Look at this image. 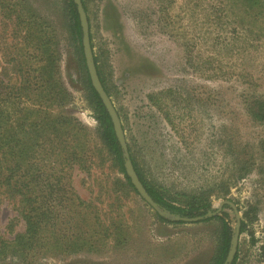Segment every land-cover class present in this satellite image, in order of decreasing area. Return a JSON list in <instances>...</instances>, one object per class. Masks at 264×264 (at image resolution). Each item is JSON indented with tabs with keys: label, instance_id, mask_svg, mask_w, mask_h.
Returning a JSON list of instances; mask_svg holds the SVG:
<instances>
[{
	"label": "rangeland",
	"instance_id": "374dc122",
	"mask_svg": "<svg viewBox=\"0 0 264 264\" xmlns=\"http://www.w3.org/2000/svg\"><path fill=\"white\" fill-rule=\"evenodd\" d=\"M68 1L0 0V95L15 98L0 137L14 139L30 181L13 195L0 187V238L24 230L21 192L53 216L64 210L40 223L34 249L0 264H211L222 221L236 227L225 202L238 214L234 264H264V33L245 30L253 11L232 0H83L134 170L176 205L214 212L183 223L127 184L100 137ZM63 197L79 200L76 212Z\"/></svg>",
	"mask_w": 264,
	"mask_h": 264
},
{
	"label": "trees",
	"instance_id": "16d2710c",
	"mask_svg": "<svg viewBox=\"0 0 264 264\" xmlns=\"http://www.w3.org/2000/svg\"><path fill=\"white\" fill-rule=\"evenodd\" d=\"M81 2L85 10L83 0H81ZM232 3L241 7L244 13H247L248 10L253 11L252 16L244 19L249 22L247 23V25H244L245 30L249 32L257 28L258 31L254 33V37L256 38V40H261V37L264 33V27H260V26L258 27L253 24L257 22L258 19H261L264 21V0H232ZM67 8H68V14L70 15V18L72 20V26H71L72 33L74 34V37L78 43L79 51L82 52V47H81L82 32H81V27H80L79 20H78V14H77L75 5L73 4L72 0L68 1ZM256 16L259 18H256ZM96 71H97V75L99 77V80L105 92L108 94L104 84L102 83L100 79L98 68H96ZM86 80H87V89L90 92V96L92 98L93 105H94V110L96 112L95 119L101 130L100 137L105 142L110 153L113 155V158L118 166V169L124 175L127 184L130 187H133L130 183L129 178L125 174V170L123 167L122 151L115 137L113 125L109 118V115L107 111L105 110L97 93L92 88L87 74H86ZM14 99L15 98L13 94L10 92L6 93L5 95L4 94L0 95V115H3L5 118L11 115L10 109L12 108L11 106L13 104ZM3 125H4V121L0 119V129H2ZM13 140L14 139L12 138L11 140L6 141V139H3L0 137V187H2V185H5V187L8 188V193H10V195H13L15 191L20 190L22 188V185L23 187L26 188L28 187L30 183V181H26L25 183L24 179H28V177H26V175L23 173L27 171V174H28L29 170H25L23 172L19 171V167L22 165L21 163H19L18 155L14 152L15 145H14ZM133 167H135L134 163H133ZM135 171L137 173L139 180L141 181L142 185L147 191V194L149 195L153 203H155L160 209L172 215L179 216L180 218L200 217L201 220L205 219L204 217L206 216L208 212V208H209L208 203H199V204L189 205L185 207L178 206L173 201H171L169 197L164 195L160 190L150 187L148 183L143 181L142 177L138 174L136 168H135ZM29 175H32V174H29ZM47 177L48 175L46 176V178ZM60 178L61 177H56L57 190L61 188L59 186L61 182ZM28 192L30 191L28 190L27 192H21V197H22L21 203L23 207H22V210L20 211V215L24 221V230L20 233L14 234V236L11 239L0 238V262H3L4 260L8 258L10 254H13L17 251L30 252L32 249H34L33 238H34V235H36L37 233V228L40 225V223L52 221L51 223L52 225L54 222L53 220L59 215L63 214L64 212V210H62L57 215L53 216L54 214L52 211L53 207L46 200L41 201L38 206H33L34 199L30 197V195H28ZM53 192L55 191L52 190V193ZM49 193L51 192L49 191ZM47 195H48V192L45 194V196H43V198L47 199ZM63 198H67L66 201H68V203L71 202L70 201L71 199L69 197H63ZM67 204L66 206L73 208V212H76L75 208L79 206V200L76 199L72 201L69 205ZM63 209H65V207ZM33 213L34 215H32ZM43 225H46V224H43ZM10 233H12V231ZM232 234H233L232 228L230 227V225L222 221L221 239L216 247V251L212 258L211 264H223L224 263L229 246H230ZM91 239H92V236H90L89 240L87 241H90ZM236 258H237V253L234 255L233 260L230 264H234Z\"/></svg>",
	"mask_w": 264,
	"mask_h": 264
},
{
	"label": "water",
	"instance_id": "95a60500",
	"mask_svg": "<svg viewBox=\"0 0 264 264\" xmlns=\"http://www.w3.org/2000/svg\"><path fill=\"white\" fill-rule=\"evenodd\" d=\"M73 4L75 5V9L78 14V20L79 24L81 27V32H82V38H81V44H82V50H83V55H84V60L89 76V80L91 83L92 88L95 90L97 93L99 99L101 100L105 110L107 111L109 118L112 122L113 125V130L115 133V137L120 145L122 155H123V167L125 170V174L130 180L131 185L133 188L136 190V192L142 197V199L152 206L155 210H157L162 216L169 218L174 221H180L183 223H188V222H197L201 220L200 217H192V218H180L179 216L172 215L162 209H160L149 197L147 194V191L145 190L144 186L142 185L141 181L139 180L134 167L132 165V162L129 157L128 149H127V144L125 141L123 129L119 120V117L115 111V108L113 107L112 102L110 101L107 93L105 92L95 69V66L93 64L92 60V50L90 47V40H89V30H88V21H87V16L84 11L83 5L81 0H72ZM235 213L236 215V227L234 232H232V237H231V242L230 246L225 258V261L223 264H230L233 260V257L236 252V247H237V239H238V230H239V221H238V214L235 209V206L231 202H225ZM214 212L208 211L206 216L204 218H207L209 216H212Z\"/></svg>",
	"mask_w": 264,
	"mask_h": 264
}]
</instances>
